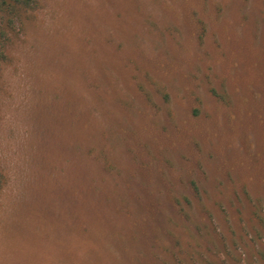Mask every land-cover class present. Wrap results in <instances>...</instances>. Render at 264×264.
I'll use <instances>...</instances> for the list:
<instances>
[{
    "label": "rangeland",
    "instance_id": "obj_1",
    "mask_svg": "<svg viewBox=\"0 0 264 264\" xmlns=\"http://www.w3.org/2000/svg\"><path fill=\"white\" fill-rule=\"evenodd\" d=\"M0 63V264H264V0H38Z\"/></svg>",
    "mask_w": 264,
    "mask_h": 264
},
{
    "label": "trees",
    "instance_id": "obj_2",
    "mask_svg": "<svg viewBox=\"0 0 264 264\" xmlns=\"http://www.w3.org/2000/svg\"><path fill=\"white\" fill-rule=\"evenodd\" d=\"M37 6L38 0H0V63L6 58V45L9 41L10 29L19 12ZM2 185V173L0 171V192Z\"/></svg>",
    "mask_w": 264,
    "mask_h": 264
}]
</instances>
